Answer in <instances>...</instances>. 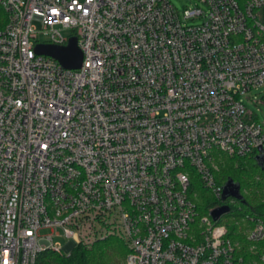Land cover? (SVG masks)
<instances>
[{
    "label": "built area",
    "instance_id": "1",
    "mask_svg": "<svg viewBox=\"0 0 264 264\" xmlns=\"http://www.w3.org/2000/svg\"><path fill=\"white\" fill-rule=\"evenodd\" d=\"M199 2L207 12L0 0V264L109 236L125 243L124 264H245L189 188L197 174L221 200L216 156L264 158V124L240 100L264 87V0ZM40 33L44 45L74 38L81 67L36 54ZM245 219L254 248L264 217Z\"/></svg>",
    "mask_w": 264,
    "mask_h": 264
},
{
    "label": "trees",
    "instance_id": "2",
    "mask_svg": "<svg viewBox=\"0 0 264 264\" xmlns=\"http://www.w3.org/2000/svg\"><path fill=\"white\" fill-rule=\"evenodd\" d=\"M215 181L221 188L228 182L238 186L241 199L235 205H228L230 211L216 222L227 229V237L239 246L237 256L245 264H259L264 256V241L256 243L254 248L246 239V230L253 222L264 217V160L258 156L245 157L218 156ZM189 195L195 204L198 217L209 216L210 212L222 205L210 190L205 188L197 174L192 176ZM224 203H227L225 201ZM222 219L225 223H221ZM127 247L123 240L109 236L94 242L90 247L75 246L69 254L42 252L36 264H121L127 255Z\"/></svg>",
    "mask_w": 264,
    "mask_h": 264
},
{
    "label": "water",
    "instance_id": "3",
    "mask_svg": "<svg viewBox=\"0 0 264 264\" xmlns=\"http://www.w3.org/2000/svg\"><path fill=\"white\" fill-rule=\"evenodd\" d=\"M35 52L39 55L52 57L65 69L77 70L81 67L82 53L77 47L76 40L74 38L69 39L66 46L42 45L40 47H36ZM258 159L261 160V162L264 160L262 157H258ZM230 197L236 199L237 201L241 199L238 186L228 182L222 187L221 201L224 202ZM229 211V207L227 205H223L212 210L210 212V217L213 221H217L222 215L227 214Z\"/></svg>",
    "mask_w": 264,
    "mask_h": 264
},
{
    "label": "rangeland",
    "instance_id": "4",
    "mask_svg": "<svg viewBox=\"0 0 264 264\" xmlns=\"http://www.w3.org/2000/svg\"><path fill=\"white\" fill-rule=\"evenodd\" d=\"M169 1L173 4V6L177 9V11L179 13H182L184 8L193 7L194 5H198L204 12H207V8L203 4H201L199 2V0H169ZM201 22H202V20L198 19V20H193V21H187V22H185V24L196 25V24H200ZM34 26H36L37 30H41V28H42L39 22H34ZM63 35L67 36L68 33L64 32ZM36 41L39 42L36 44V47H40V46L44 45V44H42V42L46 41V36L44 34L40 33L37 35ZM42 50H44V49H42ZM240 100L246 106V108L252 114H254L255 120L264 124V87H261L257 90H252L246 96L241 97ZM215 159L217 161L218 157L216 156ZM215 163H216V165H218L217 162H215ZM217 169H218V167H217ZM221 223H225V220L222 219ZM60 232H61V230H60ZM47 233H48V230H43L41 232V234H47ZM55 241L59 242L61 247H65L67 245V242H68L62 236V233H61V237L56 238ZM76 246L86 247L84 244H78ZM121 264H124V261Z\"/></svg>",
    "mask_w": 264,
    "mask_h": 264
}]
</instances>
